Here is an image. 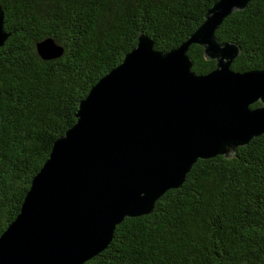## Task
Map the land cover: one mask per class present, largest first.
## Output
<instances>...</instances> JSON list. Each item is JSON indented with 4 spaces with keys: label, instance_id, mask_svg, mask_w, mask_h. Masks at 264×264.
I'll return each mask as SVG.
<instances>
[{
    "label": "trees",
    "instance_id": "1",
    "mask_svg": "<svg viewBox=\"0 0 264 264\" xmlns=\"http://www.w3.org/2000/svg\"><path fill=\"white\" fill-rule=\"evenodd\" d=\"M216 1L0 0L10 34L0 47V235L53 143L75 124L79 102L138 35L160 52L174 49ZM216 37L241 49L232 71L264 70V0L232 13ZM48 38L63 52L42 60L36 44ZM188 56L197 75L215 68L198 45ZM236 157L198 160L179 189L150 215L124 219L108 247L84 264H264V134Z\"/></svg>",
    "mask_w": 264,
    "mask_h": 264
},
{
    "label": "water",
    "instance_id": "2",
    "mask_svg": "<svg viewBox=\"0 0 264 264\" xmlns=\"http://www.w3.org/2000/svg\"><path fill=\"white\" fill-rule=\"evenodd\" d=\"M251 1L214 2L188 39L166 52L138 35L53 143L0 235V264H84L108 247L124 219L150 215L167 191L179 189L198 160H229L264 134V70L232 71L241 49L216 37ZM9 35L0 5V47ZM192 45L215 62L210 73L192 71ZM36 51L53 60L63 49L48 38Z\"/></svg>",
    "mask_w": 264,
    "mask_h": 264
}]
</instances>
